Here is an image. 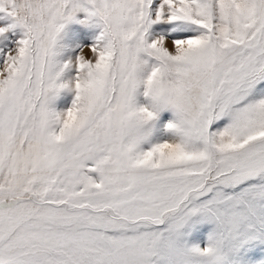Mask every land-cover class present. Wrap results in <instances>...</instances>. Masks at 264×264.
<instances>
[{
  "label": "snow or ice",
  "instance_id": "obj_1",
  "mask_svg": "<svg viewBox=\"0 0 264 264\" xmlns=\"http://www.w3.org/2000/svg\"><path fill=\"white\" fill-rule=\"evenodd\" d=\"M0 264H264V0H0Z\"/></svg>",
  "mask_w": 264,
  "mask_h": 264
},
{
  "label": "rangeland",
  "instance_id": "obj_2",
  "mask_svg": "<svg viewBox=\"0 0 264 264\" xmlns=\"http://www.w3.org/2000/svg\"><path fill=\"white\" fill-rule=\"evenodd\" d=\"M86 55H90V53H87V52H86Z\"/></svg>",
  "mask_w": 264,
  "mask_h": 264
}]
</instances>
